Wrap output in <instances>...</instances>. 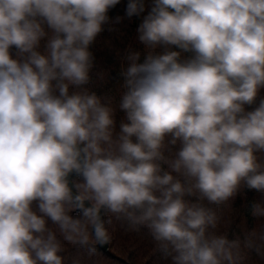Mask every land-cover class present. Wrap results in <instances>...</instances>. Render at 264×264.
Returning <instances> with one entry per match:
<instances>
[{"label":"clouds","instance_id":"clouds-1","mask_svg":"<svg viewBox=\"0 0 264 264\" xmlns=\"http://www.w3.org/2000/svg\"><path fill=\"white\" fill-rule=\"evenodd\" d=\"M120 3L0 0V264L92 254L107 215L170 264L264 260V228L230 236L218 212L245 189L264 218V0H127L142 51L113 107L90 49Z\"/></svg>","mask_w":264,"mask_h":264},{"label":"trees","instance_id":"trees-1","mask_svg":"<svg viewBox=\"0 0 264 264\" xmlns=\"http://www.w3.org/2000/svg\"><path fill=\"white\" fill-rule=\"evenodd\" d=\"M126 2L127 0H121V3L109 12L110 23L104 26V31L90 49L95 56L96 67L92 73V83L88 87L98 94L111 97L113 107L118 105L121 92L118 77L124 65L123 55L129 48L142 51V46L136 41V28L140 18H123L119 21L116 19L124 17ZM146 2L150 4L151 0ZM261 95H264V90ZM121 116L123 113H120L117 119ZM260 199L259 193L241 189L228 205L218 209L223 218L221 231L231 236L264 228V218H254L250 210V205L260 202ZM105 219L109 234L108 250L103 251L95 247V252L88 254L78 246L62 242L65 264H170L169 260L162 257L147 229H131L124 221L112 215H107ZM247 264H264V260L251 253Z\"/></svg>","mask_w":264,"mask_h":264},{"label":"water","instance_id":"water-1","mask_svg":"<svg viewBox=\"0 0 264 264\" xmlns=\"http://www.w3.org/2000/svg\"><path fill=\"white\" fill-rule=\"evenodd\" d=\"M95 247L100 248L103 251H107L108 250V241L104 244L97 243V244H95Z\"/></svg>","mask_w":264,"mask_h":264}]
</instances>
